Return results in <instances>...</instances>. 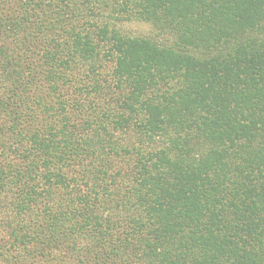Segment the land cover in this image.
<instances>
[{"label":"trees","instance_id":"obj_1","mask_svg":"<svg viewBox=\"0 0 264 264\" xmlns=\"http://www.w3.org/2000/svg\"><path fill=\"white\" fill-rule=\"evenodd\" d=\"M0 264H264V0H0Z\"/></svg>","mask_w":264,"mask_h":264},{"label":"rangeland","instance_id":"obj_2","mask_svg":"<svg viewBox=\"0 0 264 264\" xmlns=\"http://www.w3.org/2000/svg\"><path fill=\"white\" fill-rule=\"evenodd\" d=\"M148 30L146 25L133 23L128 26V32L131 34H143L146 33Z\"/></svg>","mask_w":264,"mask_h":264}]
</instances>
